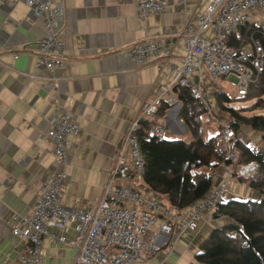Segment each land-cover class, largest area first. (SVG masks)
<instances>
[{
    "label": "crops",
    "instance_id": "crops-1",
    "mask_svg": "<svg viewBox=\"0 0 264 264\" xmlns=\"http://www.w3.org/2000/svg\"><path fill=\"white\" fill-rule=\"evenodd\" d=\"M55 1L65 6L67 55L64 67L50 71L44 64L37 65V40L46 33L43 19L23 2L0 0V264H14L27 251L28 242L13 233V217L35 207L43 183L56 168L51 144L45 138L50 119L59 111H69L80 123L81 133L72 138L68 149L63 204L70 209L92 207L103 195L118 145L130 124L141 116L143 103L172 80L169 63L181 65L180 59L188 53L181 36L186 24L208 5V0H161L168 3L166 11L139 14L136 6L143 0ZM247 22L264 27V12L251 11ZM168 33L174 37L168 39L167 53L154 63L139 66L120 52L146 37ZM177 100L159 117L173 135L170 138L187 133L179 116L182 104ZM239 129L237 138L257 146L260 139L255 133ZM224 165L214 170L215 188L228 181ZM133 183L144 194L153 195L143 179ZM228 194L258 197L235 178L230 180ZM179 210L188 214V208H173ZM231 221L225 215L212 221L202 218L197 230H182L177 223L169 236L175 242L173 248L163 246L156 257L142 264H197L201 243L215 228ZM64 234L69 239L76 235L71 227ZM43 251L41 264H75L78 256L71 245L49 240Z\"/></svg>",
    "mask_w": 264,
    "mask_h": 264
},
{
    "label": "built area",
    "instance_id": "built-area-1",
    "mask_svg": "<svg viewBox=\"0 0 264 264\" xmlns=\"http://www.w3.org/2000/svg\"><path fill=\"white\" fill-rule=\"evenodd\" d=\"M9 1L25 3L44 21L46 33L37 40V65L44 64L50 71L64 67L67 55L64 3L55 0ZM167 9L168 3L161 0H143L136 6L139 14ZM253 10L264 12V0H208L203 13L186 24L181 36L188 53L180 59L181 65L169 63L172 80L161 85L156 96L143 103L141 116L130 124L118 145L116 163L103 195L92 207L70 209L63 204L70 165L68 149L72 138L81 133L80 123L69 111H59L50 119L45 138L51 144L56 168L43 183L35 207L29 213L13 217V233L28 242L27 251L19 254L14 264H41L45 240L76 248L75 264H142L156 257L163 246L173 248L175 242H171L169 236L177 223H181L182 230H197L202 218L212 221L222 215L220 206L228 194V181L190 205L187 215L180 210L173 211L159 197L146 195L134 185V180L143 179L146 167L140 130L145 117L152 122L150 135H169L166 125L159 120V111L164 101L176 105L175 88L180 87L189 88L214 116L203 93L204 72L213 80L233 75L238 95L243 97L248 93L255 76L264 70V45L260 40H254L251 47H236L228 41L248 21ZM173 37V33L146 37L122 47L120 52L130 56L137 65L145 66L167 53L168 39L172 41ZM14 57L18 58L19 53H14ZM222 126L219 147L231 160L230 165L224 164L227 172L232 173V165L238 164L240 159L234 147L237 133L228 121ZM251 148L254 152L264 153V146ZM258 169L256 161L238 164V173L242 177H249ZM156 225L159 230L154 231ZM68 227L76 233L73 239L64 234Z\"/></svg>",
    "mask_w": 264,
    "mask_h": 264
},
{
    "label": "trees",
    "instance_id": "trees-1",
    "mask_svg": "<svg viewBox=\"0 0 264 264\" xmlns=\"http://www.w3.org/2000/svg\"><path fill=\"white\" fill-rule=\"evenodd\" d=\"M254 40H260L264 45V28L246 22L229 37L228 42L242 47L252 44ZM220 95L230 100L226 94ZM177 97L182 104L179 116L189 137L150 135L152 122L145 120L142 121L139 139L146 160L143 176L145 186L166 205L186 209L215 188L212 171L224 163L230 165L231 160L219 147L223 134L220 122L215 126L217 132L210 137L206 136L202 116L208 112V108L204 102L196 99L187 87L177 89ZM241 98L255 102L248 108H226L231 113L230 124L236 132L242 125L250 126L261 133V141L264 143V115L245 114L247 111L264 109V70L255 76L248 93ZM170 107L164 101L159 117H164ZM234 147L240 154L238 164L249 161L259 164L258 171L250 177H242L238 171H233L234 178L246 183L258 197L226 196L220 212L232 221L215 228L201 243L196 254L197 264H264V153L254 152L239 138H236Z\"/></svg>",
    "mask_w": 264,
    "mask_h": 264
},
{
    "label": "rangeland",
    "instance_id": "rangeland-1",
    "mask_svg": "<svg viewBox=\"0 0 264 264\" xmlns=\"http://www.w3.org/2000/svg\"><path fill=\"white\" fill-rule=\"evenodd\" d=\"M247 46L251 47V43H248ZM206 74L207 72H204V79H203V85H202L203 93H204L205 98L210 102L213 108V115L214 114L216 115V118H215L214 116L210 115L208 112H205L202 116L204 119L203 120L204 127L207 131L206 136L210 137L212 134H215L217 132L215 130V126L218 124V122H220V124L227 122V121L229 122V118H231V113L226 108H235V109L248 108L255 102V100L248 101L244 98H241L238 95L237 83L235 79L232 77V75H225V76L223 75L217 78V80H213L212 78L207 77ZM221 93L223 95L226 94L230 98V100H225L224 96L220 95ZM216 95L218 96L216 97ZM245 114L246 115H253V114H263L264 115V109L247 111L245 112ZM208 122L210 123V125L208 124ZM241 127H244V130L247 133H248L247 129H249L251 130V132L255 133L259 137L260 141L256 142L257 146H264L263 141H261V133L255 131L250 126L242 125ZM237 132H238V135H240L239 133H241V130L239 129ZM175 136H178L181 138L189 137L187 133L179 134ZM168 137H173V135L169 133ZM244 137L246 136L244 135ZM231 169H232V173L231 172L228 173L229 174L228 183H230V180L234 178L233 171L235 172L238 171V164H233ZM213 174H214V170L212 171V175ZM236 181H239V180L236 179ZM245 185L249 187L246 183ZM230 197L236 198V195L228 194L227 198H230Z\"/></svg>",
    "mask_w": 264,
    "mask_h": 264
},
{
    "label": "water",
    "instance_id": "water-1",
    "mask_svg": "<svg viewBox=\"0 0 264 264\" xmlns=\"http://www.w3.org/2000/svg\"><path fill=\"white\" fill-rule=\"evenodd\" d=\"M175 91H177V89L175 88Z\"/></svg>",
    "mask_w": 264,
    "mask_h": 264
}]
</instances>
